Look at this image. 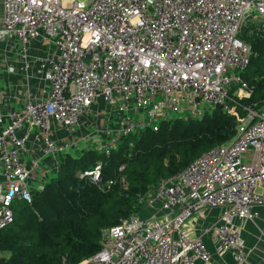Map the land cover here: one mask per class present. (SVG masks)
Masks as SVG:
<instances>
[{"label": "built area", "instance_id": "built-area-1", "mask_svg": "<svg viewBox=\"0 0 264 264\" xmlns=\"http://www.w3.org/2000/svg\"><path fill=\"white\" fill-rule=\"evenodd\" d=\"M1 6L0 43L17 47L24 70L36 61L48 88L39 99L27 91L7 123L0 94V228L12 222L14 200L31 201L30 171L20 156L25 138L17 134L25 126L37 128L43 155L56 157L70 144L51 139V120L76 127L102 99L119 117L96 130L104 135L107 156L122 138L156 131L195 104L227 115L239 109L243 116L232 140L139 195L148 215L132 214L102 229L99 249L79 264H209L222 254L246 264L242 230L264 208V99L245 101L255 84L242 76L251 46L239 31L253 11L264 26V0H1ZM35 40L47 49L31 60ZM101 166L77 176L100 190L123 179L103 182ZM213 209L212 223L197 229L190 223Z\"/></svg>", "mask_w": 264, "mask_h": 264}, {"label": "trees", "instance_id": "trees-1", "mask_svg": "<svg viewBox=\"0 0 264 264\" xmlns=\"http://www.w3.org/2000/svg\"><path fill=\"white\" fill-rule=\"evenodd\" d=\"M245 28L243 37L251 46V56L242 76L255 84L245 101L258 102L264 99V31L254 29L249 34ZM242 116L238 109L227 115L216 107L197 122L167 119L156 131L146 129L124 137L107 156L87 149L77 158H60L54 176L41 190L31 191L29 203H11L13 220L0 228V264H79L99 249L102 229L145 209L139 195L202 152L228 141ZM97 162L102 163L103 182L117 176L123 179L100 190L77 176ZM121 163L126 166L119 172Z\"/></svg>", "mask_w": 264, "mask_h": 264}, {"label": "crops", "instance_id": "crops-1", "mask_svg": "<svg viewBox=\"0 0 264 264\" xmlns=\"http://www.w3.org/2000/svg\"><path fill=\"white\" fill-rule=\"evenodd\" d=\"M2 19V6L0 0V21ZM47 47L44 42L35 40L32 42L29 54L31 60L46 51ZM48 88L41 79V73L37 68L36 61H31L28 70L23 69V62L19 58L18 49L14 45H6L0 43V94L2 96V113L4 114V123L8 122L7 113L14 108H19L24 103L25 94L30 91L35 99L45 96ZM91 112V111H90ZM119 118V117H118ZM51 124V139L61 144L67 142L70 147L64 154L56 157L43 155V142L41 136L34 126H25L17 132L19 137H24V150L20 156L30 171L28 186L31 191L41 190L49 179L54 176L57 170V164L60 158L66 155L74 158L79 157L84 150L93 149L101 150L104 135L100 132H94L93 126L96 124L94 116L87 114L81 118L80 124L71 129L65 128L61 124H57L53 120ZM106 123L113 125L115 120H109ZM98 126V125H97ZM86 130H89V138H87ZM100 137V138H99ZM97 138V139H96ZM94 144H93V143ZM4 181L0 165V184ZM32 181V182H30ZM149 210L145 211L148 215ZM142 213V212H141ZM259 216L254 222H246L242 230L247 248L249 250L248 260L246 264H264V208L258 209ZM218 210H205L198 217L193 218L190 223L195 224V229L202 225L210 224L217 217ZM195 229L188 227L189 233L193 234ZM205 241L209 249L212 248L210 237H206ZM209 264H236L230 254H222L221 256L213 255Z\"/></svg>", "mask_w": 264, "mask_h": 264}, {"label": "rangeland", "instance_id": "rangeland-1", "mask_svg": "<svg viewBox=\"0 0 264 264\" xmlns=\"http://www.w3.org/2000/svg\"><path fill=\"white\" fill-rule=\"evenodd\" d=\"M245 26L248 27L247 29H249V34H252L254 29L256 31H259V30H263V27H264L262 19H261V17L258 15V13L256 11H253V13L250 16L249 20H247L245 22ZM247 32H248V30H247ZM241 38L244 39L243 36H241ZM254 71H255V67L251 66L250 67V73H253ZM257 77H258L259 80L261 79V77H259V76H257ZM214 109H216V107L213 108V107H210V106H204V105H201V104H195L191 108V110H189V108H186L184 110V112H182L180 114H174V115L169 116L168 120L172 121V120H175V119H180V120H182V119L183 120H188L189 119V120H193L194 122H197V121L202 120L203 117L205 116V114H210ZM91 111L92 112H90V115L94 116V119L96 121V124H94V126H93V129H94L93 131L95 133H96L97 128L100 126V124L105 123V121L107 120V117H108L109 120H113V119L115 121L118 120V114L115 113V112H111L110 111V107L102 99H99L94 105H92ZM235 127H236V124H235ZM85 133L87 134V138H89V134H90L89 130H86ZM234 133H236V129H235ZM234 136H235V134H234ZM234 136H232L229 140H232L234 138ZM171 151H173V150L171 149ZM251 156H252V150L251 149L247 150L244 153V159L246 161L249 160L251 158ZM30 182H32V181H30ZM145 209L149 210L148 208H145ZM143 214H145V211H143L141 213V215H143Z\"/></svg>", "mask_w": 264, "mask_h": 264}, {"label": "water", "instance_id": "water-1", "mask_svg": "<svg viewBox=\"0 0 264 264\" xmlns=\"http://www.w3.org/2000/svg\"><path fill=\"white\" fill-rule=\"evenodd\" d=\"M249 18H250V16L248 15V16H246L245 17V19H244V23L247 21V20H249ZM242 24V26H241V28H240V31H239V34H240V36H244L245 35V32H246V28H245V24ZM143 211H146V209H144ZM142 211V212H143ZM140 216H141V212L140 213H138Z\"/></svg>", "mask_w": 264, "mask_h": 264}]
</instances>
